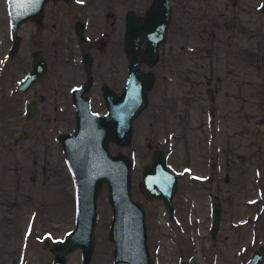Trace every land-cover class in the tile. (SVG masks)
Returning a JSON list of instances; mask_svg holds the SVG:
<instances>
[{"label":"rangeland","instance_id":"obj_1","mask_svg":"<svg viewBox=\"0 0 264 264\" xmlns=\"http://www.w3.org/2000/svg\"><path fill=\"white\" fill-rule=\"evenodd\" d=\"M117 1H59L46 8L47 13L52 8L62 13L87 9L100 15L102 9H111L121 15L122 33L125 11L143 12L151 0ZM262 2L170 0L172 13L161 46V58L169 62L168 78L159 77L147 91V105L133 120L129 144H108L111 153H123L132 161L131 193L145 210L151 264H246L252 250L264 245ZM18 33V53L9 58L7 4L0 0V264H52L53 248L45 242H59L75 224L74 181L58 135L75 130L70 88L83 73L74 67H81L78 55L68 59L70 51L64 49L42 83L19 91L17 83L30 68V49L39 39L45 40L49 52L52 45L47 41L78 47L64 22L41 29L29 20ZM118 51L124 67L123 43ZM117 53L108 46L96 58L106 70ZM186 64L190 74L185 80ZM31 95H37L39 103L34 115L26 118L23 103ZM91 104L102 112L100 93ZM23 129L27 136L21 135ZM157 147L163 148L170 169L178 175L174 218L161 199L148 200L137 187L142 166ZM215 200L221 204V218L212 237ZM111 218L108 187L102 183L88 264H113ZM81 256L80 248L73 249L66 264H80Z\"/></svg>","mask_w":264,"mask_h":264},{"label":"water","instance_id":"obj_2","mask_svg":"<svg viewBox=\"0 0 264 264\" xmlns=\"http://www.w3.org/2000/svg\"><path fill=\"white\" fill-rule=\"evenodd\" d=\"M49 0H6L12 43L9 55L14 56L20 43L19 27L28 20L39 21ZM234 1V0H232ZM264 14V0L259 7ZM126 14L125 45L128 57L127 76L120 95L104 88L106 111H92L89 98L84 95L87 85L81 84L72 91L75 104V130L59 134V141L66 163L74 181L75 224L59 242L45 245L53 248L52 264H66L67 254L81 249L80 264H88L94 247L96 197L102 183L108 187V201L112 218L108 238L113 245V264H151L147 247L145 210L132 197L131 159L109 151V142L127 145L133 133V120L147 105V90L153 77L139 69L143 59L155 57L158 45L164 41L171 16L169 0H152L142 16ZM146 38V46L140 41ZM46 62L43 56L33 52L31 68L18 83L26 90L32 82L44 76ZM34 112L29 102L26 113ZM178 177L168 166L163 148H154L151 160L143 164L141 178L137 182L139 192L148 200L161 199L168 214L174 217L173 196ZM211 235L215 237L221 217V204L212 203ZM264 246L257 247L248 264H260Z\"/></svg>","mask_w":264,"mask_h":264},{"label":"flooded vegetation","instance_id":"obj_3","mask_svg":"<svg viewBox=\"0 0 264 264\" xmlns=\"http://www.w3.org/2000/svg\"><path fill=\"white\" fill-rule=\"evenodd\" d=\"M59 1L64 2V3H70L73 0H49L46 2L44 6L43 14L40 20L39 21L31 20V21H34L35 24L41 29L43 27H46V25L53 27L55 25L59 26L63 22L68 23V27L73 30V33L76 36L78 48H76V50L73 49L72 46L70 47L68 42L66 43L63 42L62 46L60 47L56 45L55 43H53L52 41H47L49 44L52 45L51 46L52 50L51 52H49L48 50H46L47 48H45L46 47L45 40L43 38L39 39V45H36L33 49H30V68H31V60L33 58V52H36L40 56H43L45 59L46 68H45L44 76L41 80H36L32 82L31 85L26 90H20L18 88V83H19L18 82L17 89L19 91L26 92V91H29L37 82H39V84L42 83L47 76V72L49 71V68L52 67L51 65L57 59L59 52L65 49L67 51H70V56H67L68 59L69 57L74 59L75 56L78 55L77 60H78V63L81 64V67L77 63H74V67L75 68L78 67L80 69V72L82 71L83 73V78L79 82L74 83V85H72L70 88L71 102L74 107V117H75V104L73 101L72 91L75 87L81 84H85V83L87 85V90L84 93V95L89 98V104H90L91 110L98 112V113H103L106 111L104 88H108L109 90L113 91L114 94L120 95L125 79H126V76H127L128 57L125 52V63H124L125 65L123 67L122 57L120 55V52L118 51L120 50L121 43H123V47L125 45L124 35H125V27H126V14L128 11H132L131 13L135 17L142 16L145 13L148 5L150 4L152 0L149 2L148 5L144 7L143 12H137L136 10L132 8H129L125 11L124 16H123V32L122 33H121V27H122L121 15L120 13L116 15L115 11L111 9H105V8L102 9L101 15L96 13L95 11H91L87 9H83L82 11L78 9V10H73L71 12L62 13L60 9L52 8V9H49L51 12L47 13V8H46L47 4L49 2L56 3ZM117 2L120 3V0H118ZM230 2L234 4V3H238L239 0H234V1L230 0ZM169 4L171 7L170 0H169ZM111 5H116V4L112 3ZM73 12H76V13L73 14ZM171 13H172V7H171ZM169 23H170V19L167 25L165 39L158 45V54L156 58L150 57L147 59H143L139 62V69L148 74H151V76L153 77V82L150 87H152V85L155 83L157 79H159V77H161V79L168 78L169 62H168L167 57L161 58L163 57L162 56L163 51L161 49V46L166 41ZM11 43H12V40H11ZM10 45L6 53L7 57L9 58L14 57L18 53L20 43L18 45L17 51L14 56L9 55ZM108 46L110 47L113 46L115 52H118V53L113 57L112 65H110L109 68L105 70L103 65H101V62L96 58V53L99 50H103L107 48ZM145 46H146V38L144 37L140 41V48L144 49ZM30 68L26 71V73L30 70ZM123 69L125 71L124 80H122ZM182 69L184 71L183 78L186 80V74H190V72H187V64L184 65ZM187 90L188 89H186V91ZM96 93H100L102 108H103L102 112L94 110L91 107L93 96ZM43 97H44L43 94L39 95L40 99H42ZM211 100L214 101L213 94H212ZM29 102H33V108H34V112L30 116H28L26 113V109H27ZM38 103H39V99L37 98V95H31L29 98H26L24 100V103H23L24 115L26 116V118H30L34 115V113L36 112ZM185 107H186V104L183 103L182 109H184ZM27 134H28L27 130L25 129L21 130V135L27 136ZM58 139H59V135H58ZM212 171H213V165L211 167V172ZM173 207H174V204H173ZM262 245H258L257 247L262 246ZM256 248L252 250L251 254ZM251 254L248 257V260ZM263 258H264V254H263ZM263 258H262V261H263ZM248 260L246 264H248Z\"/></svg>","mask_w":264,"mask_h":264}]
</instances>
